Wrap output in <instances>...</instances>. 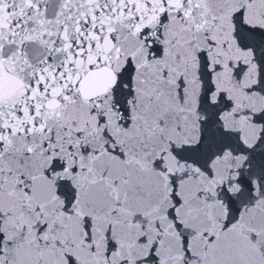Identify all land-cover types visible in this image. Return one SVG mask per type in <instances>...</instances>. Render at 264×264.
Masks as SVG:
<instances>
[{
    "label": "snow or ice",
    "instance_id": "6c2138e0",
    "mask_svg": "<svg viewBox=\"0 0 264 264\" xmlns=\"http://www.w3.org/2000/svg\"><path fill=\"white\" fill-rule=\"evenodd\" d=\"M0 264H264V0H0Z\"/></svg>",
    "mask_w": 264,
    "mask_h": 264
}]
</instances>
